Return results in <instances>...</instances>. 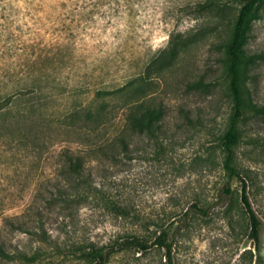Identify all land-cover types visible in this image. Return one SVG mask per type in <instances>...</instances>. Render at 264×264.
Instances as JSON below:
<instances>
[{"label": "rangeland", "instance_id": "1", "mask_svg": "<svg viewBox=\"0 0 264 264\" xmlns=\"http://www.w3.org/2000/svg\"><path fill=\"white\" fill-rule=\"evenodd\" d=\"M43 1L47 9L20 14L19 26H0V91L39 66L55 78L0 113V264H94L81 248L128 235L151 242L162 230L173 241V264H240L251 245L248 219L240 183L223 166L221 136L233 106L225 42L244 0H217L220 11L207 0H134L131 12L101 1L83 14L71 0ZM55 35L67 46L51 45ZM244 47L264 50V0L249 19ZM123 84L120 98L96 96L98 88ZM247 84L263 103L264 60L252 65ZM133 86L139 101L163 108L160 131L128 136L127 152L85 157L92 188L82 195L65 189V153L114 140ZM99 108L94 119H81ZM98 117L106 126L94 131ZM243 122L237 164L262 178L252 141L264 133V120ZM164 252L128 247L104 264H166Z\"/></svg>", "mask_w": 264, "mask_h": 264}, {"label": "trees", "instance_id": "2", "mask_svg": "<svg viewBox=\"0 0 264 264\" xmlns=\"http://www.w3.org/2000/svg\"><path fill=\"white\" fill-rule=\"evenodd\" d=\"M35 1L37 0H0V18L2 19L0 26L6 29H10L11 26H19L17 24L19 21L16 18L20 14L24 16L30 12L33 14L34 11L47 9L41 2L43 0H38L39 2L36 3ZM101 1L114 3L113 9L117 11L126 10L131 12L136 10L134 0H71L74 4L73 9L78 10L80 14L92 12ZM215 1L217 0H207L204 5L206 7L214 6L220 11L223 5ZM262 1L244 0L233 22L230 35L225 42V55L228 60L226 72L229 76V91L233 106L228 127L221 136V146L225 152L223 166L228 173V179L236 178L240 183V198L248 219L247 236L251 240L250 247L244 248L239 254L240 264H264V202L262 201L264 199V170L261 171L263 174L261 178L258 171L245 170L242 166H239L235 150L241 144L244 135L241 122L244 121L243 123H245L248 116L254 117L256 120H264V102L260 103L252 97L247 84L252 65L256 61L264 60V50L251 53L247 52L244 47L249 19ZM58 39V36L55 35L51 40V45L54 43L57 48L67 46L64 40ZM19 49L21 48H18L17 51ZM19 55H22V52ZM46 55L48 56L49 54L46 53ZM29 62H31V65L36 64L35 60H29ZM37 68L38 74L30 76L28 79L21 76V78L13 81L9 88L0 91V113L10 111L17 100L23 97H29L30 99L35 97L37 92L45 90L47 87L45 82L48 79L55 81V78L51 77L49 73L52 68L49 70L45 66ZM150 69L151 67L147 63L145 70L148 72ZM124 87L125 84L113 86L112 88H98L95 93L97 97L105 96L106 94L114 96L119 94L118 97L120 98ZM139 96H142L140 95L139 87L133 86L129 98L124 99V103L129 101L124 126L117 131L113 137L114 140L106 141L92 150L65 153L63 162L65 189L72 188L76 195H82L92 188L93 180L89 172L86 171L85 157H91L93 153L116 155L127 152L128 136L136 134L152 137L157 135L161 129L163 108L161 106H149L143 100L139 101L137 99ZM102 109L99 108L95 111L87 109L82 114L81 119L83 121L94 119L93 115L101 114ZM74 114H77V112L72 111L70 117H76ZM94 121L96 124L91 128L94 131H99L106 126V120H101L100 117ZM252 143L254 144L252 152L258 159L257 161L264 162V133ZM227 183L224 189L226 193H230L232 189L229 187V181ZM192 205L199 213H207L205 206H201L197 202H193ZM154 245L163 247L165 249L163 257L166 264H173V241L168 240L166 230H162L151 242L137 235H128L109 245H90L88 248H81V250L85 258L93 260L94 264H104L109 253L113 251L128 247L147 251ZM0 250H3L1 246Z\"/></svg>", "mask_w": 264, "mask_h": 264}]
</instances>
